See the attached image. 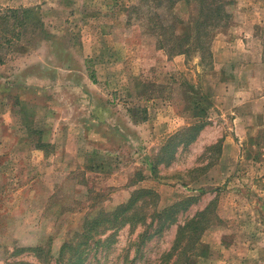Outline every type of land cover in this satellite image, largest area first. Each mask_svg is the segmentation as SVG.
I'll return each instance as SVG.
<instances>
[{"label": "rangeland", "instance_id": "1", "mask_svg": "<svg viewBox=\"0 0 264 264\" xmlns=\"http://www.w3.org/2000/svg\"><path fill=\"white\" fill-rule=\"evenodd\" d=\"M224 1L200 59L194 2L0 0V264H264V0Z\"/></svg>", "mask_w": 264, "mask_h": 264}, {"label": "trees", "instance_id": "2", "mask_svg": "<svg viewBox=\"0 0 264 264\" xmlns=\"http://www.w3.org/2000/svg\"><path fill=\"white\" fill-rule=\"evenodd\" d=\"M174 1H184L186 4L191 5V2H194L195 7V14L196 18L193 19V17L189 18V21L185 24H182L180 26L181 31L179 34H173L174 39H172V43L170 42L169 46L174 49L173 51H176V54H185L188 52L190 46H195V48L198 50L200 54L204 50L203 47H206L205 39H210V31L213 30L215 27L219 26L220 19H224L227 17V14L225 11H223V5L227 2L224 0H174ZM207 1V2H206ZM28 14L27 9L22 10H8L5 11L0 10V32L1 25L5 24L10 26L11 28V36L10 38H5L4 36H1L0 34V64L3 63L4 57H5V50H9L11 46L13 45V39H18V32H16V28L18 30L24 28V26L27 24V18L26 15ZM11 20V22H10ZM179 24V22H178ZM9 29V30H10ZM204 122H200L197 125H194L192 127H189V130L195 129L196 127H199L203 125ZM153 169L151 168V172ZM140 195L144 194H152V192L147 190H141L139 191ZM194 200V198H186L181 200L179 203L184 202H190ZM178 203V204H179ZM176 207V206H175ZM173 207V208H175ZM191 223H188L185 226H188L187 229L190 227ZM193 234L189 236L187 241L185 242V245L182 247L179 255H183L186 257L185 253H192L194 252L198 244H196L195 239L192 240V242L189 244V241L191 240ZM186 249V250H184Z\"/></svg>", "mask_w": 264, "mask_h": 264}, {"label": "crops", "instance_id": "3", "mask_svg": "<svg viewBox=\"0 0 264 264\" xmlns=\"http://www.w3.org/2000/svg\"><path fill=\"white\" fill-rule=\"evenodd\" d=\"M239 29H242V28H239ZM241 43H242V41H240ZM237 46H238V43H237ZM236 46V47H237ZM229 55H232V53L230 54L229 53ZM234 55V54H233ZM248 55H250V57H251V54H245V56H248ZM259 56V59H260V54H258ZM213 58L214 59H217L218 60V51H217V54L216 53H213ZM229 60V61H228ZM221 62H222V67L225 69V70H227V68L229 67V66H233V68H234V75H233V79L231 80L233 83H234V85H235V87L237 86V85H239V82L238 81H236V79L239 77V75H237L236 76V70L237 69H239V70H242V69H244V68H247V69H253V67H254V64L256 63H254L253 61H255V59L253 58V59H248V58H246L244 61H242V62H235V60H231V58L230 57H228L227 59H223V60H220ZM224 62H227V63H224ZM241 78V76L239 77V79ZM254 78L252 77V75L251 74H249V76H248V78H247V83H253L254 82ZM241 82H244V84L246 85V82H245V77L241 80ZM238 83V84H237ZM252 88H247V90H251ZM234 93V92H233ZM220 101H223V100H220ZM251 102L254 104V105H256V104H259V103H261V98H257V99H255V100H251ZM226 139H225V141H223L222 143H221V145H220V147H221V155H224V152H225V147H227V144H226Z\"/></svg>", "mask_w": 264, "mask_h": 264}]
</instances>
